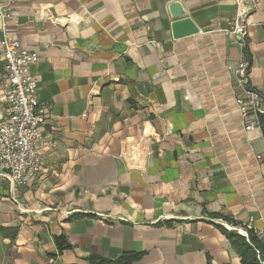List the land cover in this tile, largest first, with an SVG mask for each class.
I'll return each instance as SVG.
<instances>
[{
	"label": "crops",
	"instance_id": "crops-1",
	"mask_svg": "<svg viewBox=\"0 0 264 264\" xmlns=\"http://www.w3.org/2000/svg\"><path fill=\"white\" fill-rule=\"evenodd\" d=\"M172 4L196 33L173 37ZM0 5V120L4 35L36 54L47 111L38 175L17 192L0 179V264H241L217 226L264 229V138L235 105V0ZM250 5L244 59L264 110V0Z\"/></svg>",
	"mask_w": 264,
	"mask_h": 264
},
{
	"label": "built area",
	"instance_id": "built-area-1",
	"mask_svg": "<svg viewBox=\"0 0 264 264\" xmlns=\"http://www.w3.org/2000/svg\"><path fill=\"white\" fill-rule=\"evenodd\" d=\"M236 16L230 33L241 50V58L231 71L236 87L235 105L246 132L260 129L264 118L263 100L248 79L249 65L244 59L246 47V17L252 9L250 0H235ZM10 18L9 11L0 5L2 30ZM4 32V31H3ZM4 64L5 106L0 120V179L7 181L11 190L27 186L39 173L41 159L36 144L41 139L47 120L46 107L38 102L36 81L29 75V68L37 56L22 48L20 43L4 35L1 40ZM257 159H264L261 154ZM229 229V228H228ZM248 239L253 232L258 241L264 240V229H256L249 222L244 229H234ZM264 264V262H262Z\"/></svg>",
	"mask_w": 264,
	"mask_h": 264
},
{
	"label": "trees",
	"instance_id": "trees-1",
	"mask_svg": "<svg viewBox=\"0 0 264 264\" xmlns=\"http://www.w3.org/2000/svg\"><path fill=\"white\" fill-rule=\"evenodd\" d=\"M260 129L264 138V118L261 119ZM217 227L229 241L231 249L239 257L241 264H262L264 262V245L256 239L253 232L248 231V239H246L236 231H227L221 226ZM56 247L59 251L67 248L64 238L56 240ZM140 258L141 254L136 253H124L115 260L91 256L86 264H133ZM206 264H211L210 260Z\"/></svg>",
	"mask_w": 264,
	"mask_h": 264
},
{
	"label": "water",
	"instance_id": "water-1",
	"mask_svg": "<svg viewBox=\"0 0 264 264\" xmlns=\"http://www.w3.org/2000/svg\"><path fill=\"white\" fill-rule=\"evenodd\" d=\"M171 17L174 19L172 24V33L174 38H181L197 32V28L187 18H183V12L179 4H172L169 7Z\"/></svg>",
	"mask_w": 264,
	"mask_h": 264
}]
</instances>
